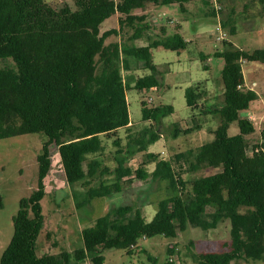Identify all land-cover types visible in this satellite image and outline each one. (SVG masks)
Listing matches in <instances>:
<instances>
[{
    "label": "trees",
    "instance_id": "trees-1",
    "mask_svg": "<svg viewBox=\"0 0 264 264\" xmlns=\"http://www.w3.org/2000/svg\"><path fill=\"white\" fill-rule=\"evenodd\" d=\"M67 1L61 0V6L56 8L45 0H0V139L25 134L46 138L37 156V189L20 200L13 217V236L0 264H69L71 260L80 263L88 258L92 264H105L103 250L123 249L131 254L142 238H175L188 227L208 231L224 221L229 222L230 236L226 250L193 254L195 264L262 260L264 128L259 144L252 145L249 152L245 137L254 133L255 127L241 113L250 110L259 96L243 84L241 64H264V49L243 50L222 40L223 49L214 53V57L224 60V66L220 79L222 102L212 110L218 116V124L211 132V141L175 153L170 160L145 153L135 170L125 166L123 158L115 157L113 169L104 167L99 171L100 162L90 156L104 150L101 137L113 139L115 153H122L117 132L131 126L126 99L130 87L123 71L130 70L133 62L141 63L149 74L137 78L133 88L157 89L161 86V72L153 63L152 50L178 52L187 45L178 32L166 38L151 37V24L144 13L146 5L176 4L184 13L196 0H72L75 9ZM201 1L206 17H216L220 12L221 8L212 7V0ZM136 10L141 13L136 14ZM236 14L245 21L263 18L264 0H242ZM114 15H118V27L101 31L102 23ZM235 23L226 20L220 25L234 35ZM140 40L146 45H138ZM200 60L204 63L206 57L202 55ZM202 68L207 70V64ZM206 93L198 88L185 89V102L191 112H202L204 105L199 102ZM141 104L142 120L153 122L154 126L173 112L171 105L154 107L146 101ZM196 117L192 115V125L174 124L173 137L200 130ZM232 123L239 130L235 135L228 134ZM147 132L142 133V138ZM159 137L154 131L146 141L131 137L129 140H135L141 146L137 151L142 152ZM51 145L57 147L67 184L83 189L77 208L94 198L120 193L125 179H144L145 167L150 163L155 164L151 178L167 182L174 194L157 202L156 212L148 222L139 206L113 207L82 230L81 248L38 256L36 240L44 224L41 200L51 167ZM205 169L214 173L192 179L190 191L184 195L188 183L182 175ZM105 175L113 176V180L107 183ZM74 197L78 199V194Z\"/></svg>",
    "mask_w": 264,
    "mask_h": 264
},
{
    "label": "rangeland",
    "instance_id": "rangeland-1",
    "mask_svg": "<svg viewBox=\"0 0 264 264\" xmlns=\"http://www.w3.org/2000/svg\"><path fill=\"white\" fill-rule=\"evenodd\" d=\"M45 1L56 8L62 4L61 0ZM67 4L72 9L76 8L72 0L67 1ZM211 5L215 9L221 8L218 14L220 18L206 17L202 12L203 3L201 0H196L187 6L189 13L186 16L191 18H186L176 4L146 5L147 19L154 23L150 26L151 37L166 38L178 32L187 45L184 50L178 52L163 48L152 50L153 62L161 72V86L147 92L134 88L126 91L132 126L117 132V136L121 139L122 153H115L117 148L112 144L113 139L101 137L104 150L98 155L90 156L97 158L100 162L99 171L104 167L113 169L116 165L115 157L123 158L124 165L135 170L145 159V153L156 154L161 160H170L175 153L196 148L213 139L211 132L218 124V116L212 113V110L221 104L223 93L220 79L224 60L214 57L216 51L223 49V41L215 39L218 36L220 22L236 21L237 31L234 35L230 34L228 28L221 31L227 34L226 40L232 42L236 47L252 51L264 49V17L248 21L241 20L236 12L241 9L242 0H212ZM134 12L141 13L140 10ZM176 26H179V29H175ZM117 27L118 15H114L102 23L100 30L106 31ZM136 43L139 45L146 42L140 40ZM201 54L208 58L204 63L199 58ZM205 63L208 66L207 70L202 68ZM241 68L243 84L256 91L259 96L258 101L250 106V110L241 113L248 119L250 118L249 120L255 127V132L245 137L250 152L252 145L259 144L260 132L264 128V64L243 62ZM148 73L149 70L140 67L133 72L123 71L122 74L129 86L133 87L136 77ZM188 87L207 92L199 102L204 105L202 112H191L186 105L184 92ZM149 99L150 102H148ZM142 101H146L149 106L154 107L171 105L173 112L163 117L158 125L154 126L153 122L142 120ZM193 114H196V119L202 126L201 130L185 136L180 134L173 137V125L185 122L192 125L190 120ZM147 130L148 132L142 138V133L144 134ZM154 131L159 134V139L146 145L142 152L137 151L141 146L135 144V140H129L131 137L130 139L146 141L150 133ZM238 132L237 125L232 123L228 134L235 135ZM45 139L41 134H25L0 139V197L2 201L0 258L13 236V217L19 210L20 200L28 197L37 189V156L41 152ZM128 143H131L130 148L127 147ZM49 150L51 167L44 180L45 196L41 200L44 224L36 240L38 256L57 254L63 250L72 252L81 248L83 246L82 230L91 226L97 218L105 215L113 207L124 204L139 206L148 222L156 212L157 202L174 194L168 188L167 182L151 178L150 174L155 164L150 163L145 167L147 176L144 179L131 180V182H129L131 178L125 179L126 181L122 182L120 193L94 198L88 204L77 208L76 201L82 200L83 189L79 185L71 187L67 184L57 147L51 145ZM128 150L130 153H126ZM175 169L177 170L178 167ZM212 173L214 170L210 169L184 173L182 179L188 183L187 191L183 192L184 195L190 191L189 182L192 179ZM104 178L107 183L113 180L111 175H105ZM76 194H78V199L74 197ZM229 241V222L224 221L216 229L208 231L188 227L185 231L178 232L175 238H166L160 235L142 238L137 242L136 247L132 248L131 254H128L127 250L112 248L103 250L102 255L105 264H165L166 261H170L172 264H195L192 258L193 254L222 252L226 250V244ZM171 249H173L172 254L169 253ZM149 257L155 259V262H152ZM69 264L92 263L88 258L80 263L71 260ZM232 264H264V257L260 261L240 259Z\"/></svg>",
    "mask_w": 264,
    "mask_h": 264
},
{
    "label": "crops",
    "instance_id": "crops-1",
    "mask_svg": "<svg viewBox=\"0 0 264 264\" xmlns=\"http://www.w3.org/2000/svg\"><path fill=\"white\" fill-rule=\"evenodd\" d=\"M151 5H153V4H151ZM154 6H158V5H154ZM145 11H146V8H145ZM144 11V13L146 14V12ZM189 13V11H188V7H186V11L183 13L185 16L187 15ZM137 14V13H136ZM219 14V13H218ZM218 14H217V16L216 17H214V18H220V17H218ZM186 18H191L190 16H186ZM148 21H149V19H148ZM222 22V21H221ZM220 22V23H221ZM149 23L150 24H153L154 25V23H153V21L151 20V21H149ZM221 26V25H220ZM154 27V26H153ZM176 28H179V26H176ZM153 29V28H152ZM223 29V28H222ZM151 33H152V30H151ZM139 45H146V43H144V44H139ZM200 56H202V54L200 55ZM153 57V56H152ZM200 58V57H199ZM208 58H206V60H207ZM153 60V59H152ZM154 63V62H153ZM133 66L131 67V69L130 70H127V71H125V72H133L134 70H136V69H139L140 67H143V65L141 64V63H135V62H133ZM155 64V63H154ZM156 65V64H155ZM157 66V65H156ZM144 68V67H143ZM144 69H146V68H144ZM157 69H158V67H157ZM133 70V71H132ZM148 70V69H147ZM159 70V69H158ZM149 74V73H148ZM145 75H147V74H144V75H142V76H145ZM142 76H139V77H142ZM139 77H136V79L137 78H139ZM135 79V80H136ZM130 87V86H129ZM131 88H133V87H130V89ZM153 89V88H152ZM139 91H148V90H139ZM127 99V98H126ZM151 100L149 99L148 100V102H150ZM197 112V111H196ZM196 115V114H195ZM130 125L132 126V122L130 121ZM130 126V127H131ZM183 126V125H182ZM129 127V128H130ZM122 129H125V128H122ZM120 130V129H119ZM201 130V129H200ZM200 130H197V131H200ZM148 153H150V152H148Z\"/></svg>",
    "mask_w": 264,
    "mask_h": 264
},
{
    "label": "built area",
    "instance_id": "built-area-1",
    "mask_svg": "<svg viewBox=\"0 0 264 264\" xmlns=\"http://www.w3.org/2000/svg\"><path fill=\"white\" fill-rule=\"evenodd\" d=\"M220 7V6H219ZM216 7V8H219ZM220 9V8H219ZM222 30V27L220 26V29L218 30V36L215 38L217 41L226 40L227 34L224 33ZM250 119V118H249Z\"/></svg>",
    "mask_w": 264,
    "mask_h": 264
}]
</instances>
